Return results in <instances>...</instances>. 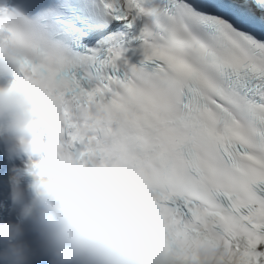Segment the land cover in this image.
<instances>
[{"label":"snow or ice","instance_id":"1","mask_svg":"<svg viewBox=\"0 0 264 264\" xmlns=\"http://www.w3.org/2000/svg\"><path fill=\"white\" fill-rule=\"evenodd\" d=\"M78 10L137 25L145 62L103 74L120 45L106 59L78 51ZM0 14L27 50L17 79L37 97L39 166L56 183L142 203L141 227L181 264H264V0H58ZM97 61L100 83L81 74Z\"/></svg>","mask_w":264,"mask_h":264},{"label":"clouds","instance_id":"2","mask_svg":"<svg viewBox=\"0 0 264 264\" xmlns=\"http://www.w3.org/2000/svg\"><path fill=\"white\" fill-rule=\"evenodd\" d=\"M0 8L12 9L6 0ZM26 52L8 40L6 26L0 25V79L13 78L0 84V141L9 157H28L8 180L20 211L15 220L0 218V261L29 264L33 246L24 238L28 222L50 264H181L141 227L142 203H99L82 185L56 183L51 170L32 160L41 152L35 139L43 127L35 93L17 79ZM25 178H30L27 186Z\"/></svg>","mask_w":264,"mask_h":264}]
</instances>
